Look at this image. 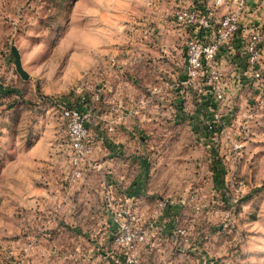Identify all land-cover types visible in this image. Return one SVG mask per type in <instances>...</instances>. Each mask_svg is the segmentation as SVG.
Here are the masks:
<instances>
[{
    "label": "rangeland",
    "instance_id": "374dc122",
    "mask_svg": "<svg viewBox=\"0 0 264 264\" xmlns=\"http://www.w3.org/2000/svg\"><path fill=\"white\" fill-rule=\"evenodd\" d=\"M172 7L0 0V264H264V82L226 48L221 99L187 78ZM57 105L93 141L75 182Z\"/></svg>",
    "mask_w": 264,
    "mask_h": 264
},
{
    "label": "built area",
    "instance_id": "2783aa9c",
    "mask_svg": "<svg viewBox=\"0 0 264 264\" xmlns=\"http://www.w3.org/2000/svg\"><path fill=\"white\" fill-rule=\"evenodd\" d=\"M173 23L182 27L188 38L185 43L187 78L197 79L212 87L216 99L222 98V71L218 63L221 48L232 55V63L251 82H264V24L247 26L240 21V11L247 0H169ZM61 134L67 146L70 182L82 176L83 166L93 152V141L80 111L71 106L55 107ZM62 146V144H61ZM140 240L143 239L138 234Z\"/></svg>",
    "mask_w": 264,
    "mask_h": 264
},
{
    "label": "water",
    "instance_id": "95a60500",
    "mask_svg": "<svg viewBox=\"0 0 264 264\" xmlns=\"http://www.w3.org/2000/svg\"><path fill=\"white\" fill-rule=\"evenodd\" d=\"M10 52H11V55H12V57L14 59L13 63H14V66H15V70L17 71L19 76L22 79H24V80L29 79L28 73L22 67L20 54H19L17 48L15 46H12L11 49H10Z\"/></svg>",
    "mask_w": 264,
    "mask_h": 264
}]
</instances>
